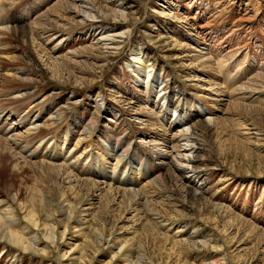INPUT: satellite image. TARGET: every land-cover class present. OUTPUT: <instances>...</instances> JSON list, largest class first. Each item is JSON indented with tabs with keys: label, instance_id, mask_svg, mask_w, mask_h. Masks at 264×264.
Returning <instances> with one entry per match:
<instances>
[{
	"label": "rangeland",
	"instance_id": "obj_1",
	"mask_svg": "<svg viewBox=\"0 0 264 264\" xmlns=\"http://www.w3.org/2000/svg\"><path fill=\"white\" fill-rule=\"evenodd\" d=\"M86 2L101 17L0 0V137H15L0 143L18 151L0 170V232L23 240L0 233V264H264V0ZM195 122L196 197L172 148ZM41 161L127 189L154 179L152 161L173 177L133 210Z\"/></svg>",
	"mask_w": 264,
	"mask_h": 264
},
{
	"label": "bare ground",
	"instance_id": "obj_2",
	"mask_svg": "<svg viewBox=\"0 0 264 264\" xmlns=\"http://www.w3.org/2000/svg\"><path fill=\"white\" fill-rule=\"evenodd\" d=\"M71 1L72 2H78V1H80V5H76V7H77L76 9L77 10L80 8L78 11H76V14L77 15H84V16L89 15L91 17H98V16H100V14H98L97 16L95 15L97 13L96 10H95V8L92 7V6H89L88 3L86 2V0H71ZM92 13H95V14H92ZM88 21H89V19H86L85 21L78 20L75 23L72 22L70 25H77V24H82L83 25V23H86ZM8 28L11 29V31L9 32V34H11V37L18 35V31H17V28L16 27H8ZM72 28H75V27H72ZM6 32H7V28L0 29V33H6ZM20 32L21 33H25L26 32V29L23 28ZM114 39H115L114 35L107 34V35H103L102 37H100L99 38V41H100V43H104L105 45H107L108 43L112 42V40H114ZM104 48H109V47L104 46L103 49ZM138 59H139V57H138ZM133 65H135V64H133ZM140 66H142V65H139L138 67H140ZM148 73H149L148 74V77H149L150 76V71H148ZM21 81L22 82H27V81L29 82V81H32V80L31 79H27V80H22L21 79ZM155 81L156 80H154V82H153V86H155ZM146 82H148V80ZM18 98H19V96H18ZM172 103H173L172 99H168V104L170 105ZM208 118L211 119L210 117H208ZM201 126H204V124H202ZM198 128H199L198 123L195 122L192 126H188V127H185L183 129L179 130L172 137V139H175L176 140V144H174L173 147H172L175 152H180L181 153V152L187 151L186 153H184L181 156H178L177 155L179 158L182 159L181 162H183V164L180 163V164H182L180 166L179 165L178 166L176 165V167H178L180 169V172H186V173H188V175L186 176V178L188 177L190 183H192V184H190L189 186H187V188H189L191 186L193 188V186H195L194 180H196L195 179L196 174H192V173L194 172V169H196V167L193 164H194V162L196 160H198V157H197L198 154L197 155H194V153H196L197 151L200 152V149H201L199 143L195 141L197 139L196 132L195 131ZM33 137H34V135H33ZM14 138L15 137L3 139L2 137H0V140H3L4 142L8 143V141L13 140ZM28 139H30V138H28ZM160 140H162V141L164 140V144L167 143V138L165 140V135L164 134H162ZM19 142L20 143L22 142V138L21 139L19 138ZM26 142H28V141H26ZM158 144H160V143H158ZM14 146L13 147H11V146L9 147L8 144H2V143H0V170L1 171L6 170L7 169V166H8L7 162L5 161V158H6L5 155L6 154H12L13 157L16 156L15 154H13V153L16 152L15 151L16 148ZM30 146L27 147L25 145V147H27V148H29ZM159 149L162 150V148H159ZM29 151H31L29 155L33 156V154L36 152V149H32V150H29ZM16 153L18 154V151ZM168 155H169L168 153L162 152L160 154V157H158V158L164 160V159L169 158ZM172 162H173V160H172ZM169 163H171V162H169ZM64 164L65 163H63V164H56V163H48V162H45V161H41V165L43 167H46V168L50 169L51 171H53L54 174H55V176H56V178L60 180L61 184L64 183V182H68L69 185L71 186V189H73V191L79 190L81 188H88V187H90V188H93V189H95L97 191H100V193H103V195H106V196H109V197L123 196L124 199H127V200L130 201V205H131L130 207L131 208H134L133 210H138L137 209L138 208V205L135 207L134 206L135 205L134 203H136V202H134V201H138V199H140L141 197L142 198L146 197V195L143 194L140 191V189H144L149 184H150V186L151 185H154V186H156L158 188L159 187L163 188L164 183L167 182L168 180L169 181L172 180V177H173L172 175H169V173L167 174L169 176H166V177L163 174H161L160 172L162 171L161 169L163 168V166H161L160 162H159V164H155V161H152V163L149 162V168H150L151 174L157 173V175H155L154 179L151 180V181H148V183H146L143 187H141L138 190L131 189V188L127 189V188L115 187V186H112L111 184H107L105 182L93 181V179H91V178H88V179L87 178H78V177L75 178L74 177L75 175L73 176V174L70 171H68V168ZM14 168L15 169L17 168L16 165H14ZM189 168L191 170H189ZM10 169H12V168H10ZM199 187L200 186L197 185L196 187L193 188L194 189L193 192L195 193L193 195L194 197H196V195L198 196V194L201 193V191H199ZM92 203H93V199H90L89 197H87L85 199V204H92ZM137 204H139V203H137ZM8 223L9 224H12L10 221H8ZM0 233L6 234L7 237L9 238V240L12 243H14V244H18V245L19 244H23V240H22V238L20 236V232L17 231V230L10 229L9 226L7 227V231H3V232L1 231Z\"/></svg>",
	"mask_w": 264,
	"mask_h": 264
}]
</instances>
